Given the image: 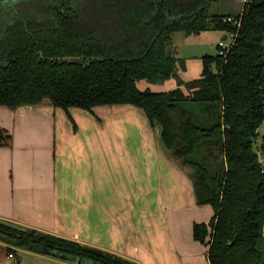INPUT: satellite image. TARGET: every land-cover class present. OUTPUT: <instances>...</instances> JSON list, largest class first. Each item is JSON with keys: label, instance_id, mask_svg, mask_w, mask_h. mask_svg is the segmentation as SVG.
<instances>
[{"label": "trees", "instance_id": "obj_1", "mask_svg": "<svg viewBox=\"0 0 264 264\" xmlns=\"http://www.w3.org/2000/svg\"><path fill=\"white\" fill-rule=\"evenodd\" d=\"M213 1L67 0L35 14L9 11L0 32V106L49 103L68 114L73 107L143 109L166 151L189 171L197 202L214 209L208 223L193 226L209 263L264 264V135L255 148L264 122V0H245L241 13L225 14L210 11ZM208 30L227 33L232 46L204 54L201 76L185 80L173 35ZM171 78L178 86L170 90L138 86ZM0 232L14 239L8 253L17 262L15 247L44 244L67 261L127 264L34 228L0 225Z\"/></svg>", "mask_w": 264, "mask_h": 264}, {"label": "crops", "instance_id": "obj_2", "mask_svg": "<svg viewBox=\"0 0 264 264\" xmlns=\"http://www.w3.org/2000/svg\"><path fill=\"white\" fill-rule=\"evenodd\" d=\"M244 2L239 11L225 13H241ZM198 36L183 43H198L202 53L178 50L185 80L192 59L202 63L205 45L216 37L225 40L227 33ZM69 111L77 127L68 125L63 108L49 103L0 106V218L138 264H210L208 247L195 239L193 226L208 223L214 209L197 202L189 171L166 151L160 128L143 109L124 104ZM9 245L0 240L1 264L9 263ZM19 252L16 264H78Z\"/></svg>", "mask_w": 264, "mask_h": 264}, {"label": "rangeland", "instance_id": "obj_3", "mask_svg": "<svg viewBox=\"0 0 264 264\" xmlns=\"http://www.w3.org/2000/svg\"><path fill=\"white\" fill-rule=\"evenodd\" d=\"M240 1L242 2L243 0H214L212 5L210 6V11L213 12V13H225V12H229V11L237 12L240 9ZM26 9H28V8L26 7L25 10ZM198 34L197 35L187 36L183 32L177 31L173 35V44L170 45V47H173L172 49H174L177 45H180V47L182 48V51H181L180 48L176 47L177 48V50H176L177 51V53H176L177 56L181 55V54H179V51L180 52H186V53H188L190 55H192V53H195V54L202 53L201 46L198 43H196V42L195 43H192L193 41L191 42V40H192L191 38H193L194 40L200 38L198 36ZM186 37H189L191 40L186 41L185 43H183L185 41ZM218 39L219 38L216 37L215 39L210 41L208 45H205L206 48L208 49V54L209 53L215 54V53H217L219 51V47L217 46V43L219 41ZM203 53H207V52H203ZM199 55H201V54H199ZM192 60L193 61L191 62L189 74H187V73L185 74V76L187 78H189V79L201 76V71L199 69H200V64H202V63H200V61H196V59H192ZM174 82H175V79L173 80L172 78L168 79V80H164V81H158V83H151V82H147L146 80H141V81L138 82V86H139L140 89L141 88L144 89V88L149 87V88H151V89H153L155 91L168 90V89H172V88H174L176 86V84H174ZM177 86H178V84H177ZM65 112H66V110H65ZM67 115H68V118H69L68 125L70 124V125H72V127L73 126L77 127L75 119H73L70 116V111H69V114L67 113ZM258 131H259V134L257 136L256 145H255V148H257V149H259L258 148V143L261 141V139H262V137L264 135V122L260 126ZM258 151H259V154H261L260 153V149ZM261 245H262V247L264 249V240L261 242ZM206 246L208 247V245H206ZM13 247H15V246H13ZM94 247H96V246H94ZM15 248L18 251L24 250V249H21V248H18V247H15ZM96 248H98V247H96ZM77 263H78V261H77ZM91 263L92 262L90 261V264Z\"/></svg>", "mask_w": 264, "mask_h": 264}, {"label": "flooded vegetation", "instance_id": "obj_4", "mask_svg": "<svg viewBox=\"0 0 264 264\" xmlns=\"http://www.w3.org/2000/svg\"><path fill=\"white\" fill-rule=\"evenodd\" d=\"M67 0H0V32L4 28V24L7 19L4 20V14L8 13V15L13 16L14 13H17L20 9L28 11L29 14H35V12H38L39 10L43 9L44 7H47L49 5L54 6H64ZM24 8V9H23ZM14 21V18L11 17V19L7 22L6 26H8L10 23Z\"/></svg>", "mask_w": 264, "mask_h": 264}, {"label": "water", "instance_id": "obj_5", "mask_svg": "<svg viewBox=\"0 0 264 264\" xmlns=\"http://www.w3.org/2000/svg\"><path fill=\"white\" fill-rule=\"evenodd\" d=\"M227 38V36H226ZM225 38V40H226ZM0 225L1 226H4V227H10L14 230H17V231H21V232H24V231H27L28 230V227L27 226H22L20 224H17V223H14L12 221H9V220H4V219H1L0 218ZM0 240H3L5 242H9V243H14V239L11 238L10 236H5L3 235L1 232H0ZM84 250L92 253V254H98V255H104L105 254V250L103 249H100V248H96V247H91V246H88V245H84ZM30 250L34 251L35 253H39V254H51V255H55L56 253L53 252V251H50L48 247H46L44 244H34V245H31ZM90 261L92 262L91 264H98V263H95V261H93L92 259H89V258H86V257H80L79 260H78V263L79 264H90ZM126 263L129 264L131 263V260L130 259H127L126 260Z\"/></svg>", "mask_w": 264, "mask_h": 264}, {"label": "built area", "instance_id": "obj_6", "mask_svg": "<svg viewBox=\"0 0 264 264\" xmlns=\"http://www.w3.org/2000/svg\"><path fill=\"white\" fill-rule=\"evenodd\" d=\"M228 36V35H227ZM229 38V37H228ZM231 43H232V39L230 38L229 40L228 39H226V40H220L219 42H218V46H220L221 47V50H220V53L221 54H224V53H226V51L232 46L231 45ZM260 160H261V162L263 163V165H264V158L261 156V154H260ZM7 259H9V263L8 264H16V263H14V260L16 259L15 258V255H14V253L11 251V252H9L8 253V255H7ZM1 264V263H0Z\"/></svg>", "mask_w": 264, "mask_h": 264}]
</instances>
